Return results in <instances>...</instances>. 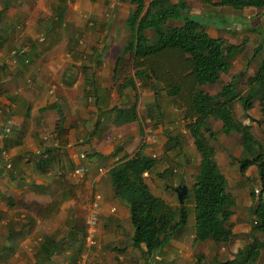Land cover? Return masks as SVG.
<instances>
[{
    "label": "crops",
    "instance_id": "obj_1",
    "mask_svg": "<svg viewBox=\"0 0 264 264\" xmlns=\"http://www.w3.org/2000/svg\"><path fill=\"white\" fill-rule=\"evenodd\" d=\"M6 2L0 4V264H79L76 250L84 243L78 225L84 221L79 215L94 201L100 205L98 246L93 252L95 247L86 246L83 264L89 255L92 264L131 263L129 255L122 257L138 250L132 241L131 210L116 193L110 170L138 152L152 157L167 152L166 145L176 136L165 130L178 131L181 125L175 115L178 106L164 99L166 91L158 93L139 81L135 88L121 92L112 86L132 3L9 0L5 9ZM108 6H121L124 13L110 15ZM106 25L108 31L104 30ZM85 42L89 45L87 54ZM100 53L101 59H97ZM128 75L133 76L134 71ZM136 104L139 119L118 124L116 110ZM141 105L144 114L140 113ZM155 105L163 112L159 125L150 118L157 116ZM185 141H179L180 147H188V156H197L200 164L194 138L189 145ZM235 163L236 191L233 195L228 192L234 203L231 223L237 221V228L247 230L244 221L247 216L251 222L253 204L241 196L248 194L249 173L255 167L240 178L239 164ZM155 172L148 173L149 177ZM223 173L231 187L230 177ZM238 195L240 200L235 198ZM47 239L58 241L60 249L51 259L43 260L46 253L42 246ZM62 240L67 243L64 247ZM74 240L79 242L73 249ZM185 248L177 237L157 260L160 264H182V257L192 256ZM263 252L257 264H264ZM140 258L133 264L142 263Z\"/></svg>",
    "mask_w": 264,
    "mask_h": 264
},
{
    "label": "trees",
    "instance_id": "obj_2",
    "mask_svg": "<svg viewBox=\"0 0 264 264\" xmlns=\"http://www.w3.org/2000/svg\"><path fill=\"white\" fill-rule=\"evenodd\" d=\"M200 1L211 7H230L237 12L247 8L264 9V0ZM131 3L132 9L126 20L128 42L115 61L112 86L121 92L128 87L135 88L139 81L158 93L165 90L168 98L183 110L187 130L194 138L201 158L193 184L195 245L208 241L221 245L238 236L231 223L234 203L228 193L227 178L218 165L217 150L211 143V140H217V134L209 121L212 118L220 121L225 135H240L241 156H229L239 164L242 176L250 167H257L261 182L258 195L251 191V198L257 201L250 212L251 232L248 236L252 241L240 251L237 259L215 264H257L264 249V241L259 238V235L264 237V147L255 138L251 126L237 120L234 104L239 101L244 110L249 111L258 101L264 115V58L258 63L255 74L248 78L247 93L239 92V78L234 76L231 82L220 86L219 92L209 94L202 87L218 85L222 74L230 72L233 55L241 48L201 31V24L191 18L187 0L176 3L172 0H150L149 3L132 0ZM8 7L9 0L5 9ZM148 32L153 33L152 38ZM262 49L259 45L254 50L255 58ZM130 68L134 70L133 76L128 75ZM155 106L153 110L159 112L157 118L161 119L162 109L160 105ZM150 118L157 122L152 115ZM138 119L137 104L127 110H116L118 124ZM179 146L176 137L170 138L166 151ZM156 158L138 152L110 170L114 189L130 206L133 246L142 253L143 262L139 264H154L188 225L186 198L183 205L174 208L155 195L145 180V173L152 174L156 170L159 163ZM171 172L170 168L165 169L160 177L164 179ZM82 230L84 234L85 229ZM78 242L74 240L73 249ZM59 249L58 241L47 239L42 246L46 253L43 260L51 259ZM190 264H206L205 256L195 253Z\"/></svg>",
    "mask_w": 264,
    "mask_h": 264
},
{
    "label": "rangeland",
    "instance_id": "obj_3",
    "mask_svg": "<svg viewBox=\"0 0 264 264\" xmlns=\"http://www.w3.org/2000/svg\"><path fill=\"white\" fill-rule=\"evenodd\" d=\"M126 1L131 6V3L128 2L131 0H126ZM177 1L178 0H172V2L174 3H176ZM147 2L149 3L150 0H147ZM1 3L2 0H0V4ZM187 3L189 4V7L191 9L190 12L191 18H193L194 20L198 21L201 24V29H200L201 31L207 32L212 37H215L216 35L223 36L224 37L223 40L225 41V43L227 44L233 43L232 45H237L241 48L239 52L233 55L231 70L229 73L223 74V80L221 79V82L216 86H203L202 87L203 90H205L209 94H215L220 91L221 88L220 86L223 85L225 81L229 82L231 79H233L234 76H237L239 78V83H238L239 92L241 94L247 93L248 78L255 74L258 63L264 58V9L255 10V9L247 8L241 12H237L230 7H211L200 0H187ZM16 6L20 7L18 1L16 2ZM118 8L119 9H114L111 6H108L107 13L110 15L114 14L115 12L124 13L121 6H119ZM130 8H132V6ZM128 13L129 12L126 10V15H128ZM174 24L180 25V23H174ZM104 30L108 31L107 25H106V29L104 28ZM147 34L150 38L153 37L152 32H148ZM244 41L245 44H243ZM127 42H128V32L126 31V40L124 41L122 46L124 47ZM29 44L30 42L27 45ZM107 45L108 47L111 46V44L109 45V43H107ZM259 45H261L263 49L262 52L259 54V56L255 58L254 50L257 47H259ZM88 46L89 45L87 44V42L83 43V47L85 49L84 54H87ZM96 57L97 59H101L97 55ZM128 73H132L131 68L128 70ZM143 93L144 90L143 87H141L140 94ZM167 98L168 96L165 97L164 99ZM165 103L167 105V102ZM176 108H177V112L175 115H177L178 117V122L181 123L180 130L176 131V130L167 129L165 130V132L170 133L172 137L176 136L177 140L179 141L185 139L186 145H189L190 143H192V136H190L189 131H187L186 122L184 120V112L180 107H176ZM144 112L145 110L142 108L141 105L140 113L144 114ZM234 113L237 120L251 126V130L255 135V138L264 147V115L261 114L260 112L258 101H255L254 107L249 111L244 110L243 104L241 102L239 101L235 102ZM156 115H158V112ZM158 118L156 116L155 119L157 120V122H159L158 123L159 125L161 119ZM209 125L217 134V140H211L212 145L217 150L216 160L222 172H225L231 179L232 186L231 187L228 186V192H230L233 195L234 192L236 191L235 176L237 177V169L233 171L234 168L233 165L236 164L235 163L236 161L233 160L229 155L231 154L235 158L241 156L242 145H241L240 135L236 133H233L231 135H225L222 132L221 122L213 118L210 119ZM154 127H156V125H154ZM182 130H186L187 134L186 133L184 134ZM206 136H208V134H206ZM153 141H155L154 137H153ZM155 142H150V143H155ZM179 148L181 147L179 146L177 148H173L167 152H164L160 156L157 155L156 159L159 160V163L156 168V172L154 173L155 175L153 174V177H149V175H147L145 176V178L147 179V182L149 183L152 192L155 195L162 197L169 205H171L174 208H177L179 205L178 195L175 191V188H177L180 185L187 186L188 188L189 193L186 196V206L189 211L188 225L185 231H183V233L178 235L177 237L180 238L182 245L186 246L185 249H187L189 255H191L190 253H192V256L182 257L181 263L190 264V262L193 261L194 259L195 253L203 254L205 256L206 264H215L217 262H224V261H228L230 258L231 259L229 261H232L233 259L234 260L237 259L238 255L240 254V251L242 249L243 250L246 249L247 245L250 244V242L252 241L251 238L248 236L249 233L251 232V230H249L251 226V222L248 221L247 216L244 222H246L245 227L246 228L249 227L247 229L248 231L244 230L243 227L237 228V221H234L233 223L234 231L238 236L233 241L221 245H217L212 241H208L206 243H202L199 245H195L193 243V236L195 234V209H194L195 197L193 192L194 191L193 184L195 182V176L197 175L199 170V164H198L199 161L198 158H196L197 156L195 157L188 156V152H187L189 151L188 147L186 148L183 145L181 150ZM184 153H186V156ZM227 163H230V165H228ZM164 167L166 169L170 168L172 172L169 173L166 178L162 179L160 177V174L163 172V169H165ZM256 168L257 167L252 168L253 172L251 171L249 173L250 183L248 186L249 187L248 194L241 196L242 198H247L248 200H250L253 206L257 201L255 202L251 198V191L252 190L255 191V193L258 195L261 189L260 187L261 182L259 183L260 178L258 176L259 174L258 171H256ZM240 178H243V176L240 175ZM241 197L240 195H238V198L237 197L235 198L237 200H240ZM91 198L92 196H89L88 200L90 201ZM88 206L89 207H86L85 210H82L80 212L79 216L84 221V224H82V222L78 224L80 229L81 228L85 229L86 227V221L89 215L90 204H88ZM259 238L260 240L264 241L263 236L259 235ZM64 240H62L63 247L66 246L67 244ZM97 246L93 249L91 248L92 249L91 252L95 251L97 249ZM77 247H78V249L76 250L77 255L75 256L74 254V256L77 257L79 262L83 264V260H84L83 256L87 248L85 246V243H82V246H77ZM66 249L67 251H69L68 248ZM133 251H134L133 254L130 255V251H129L128 252L129 254L125 253L122 257L123 258L128 257L129 255V258L131 257L132 261H135L136 257L138 258L141 257V251L134 249ZM170 252L173 251L170 250L169 254ZM175 254L177 255V257L180 256L179 255L180 251H176ZM263 257H264V252H263ZM91 258L92 256L89 255V259L87 260L86 264H92L90 263L92 262ZM139 260H142V257ZM132 261L131 263L126 261L125 264H133ZM154 263L160 264L158 260H155ZM137 264H139V262Z\"/></svg>",
    "mask_w": 264,
    "mask_h": 264
},
{
    "label": "built area",
    "instance_id": "obj_4",
    "mask_svg": "<svg viewBox=\"0 0 264 264\" xmlns=\"http://www.w3.org/2000/svg\"><path fill=\"white\" fill-rule=\"evenodd\" d=\"M24 51V50H23ZM3 156H6V153H2ZM156 157V156H153ZM11 167L10 164L7 165ZM102 172V170H100ZM78 173H83V170H78ZM148 173H145L147 176ZM99 203L98 201L92 202L89 210V215L86 221L85 233H84V243L85 246L89 248L96 247L98 244V235H99Z\"/></svg>",
    "mask_w": 264,
    "mask_h": 264
},
{
    "label": "water",
    "instance_id": "obj_5",
    "mask_svg": "<svg viewBox=\"0 0 264 264\" xmlns=\"http://www.w3.org/2000/svg\"><path fill=\"white\" fill-rule=\"evenodd\" d=\"M175 191L178 195L179 204L183 205L185 203V198L189 193L187 186L180 185L175 188ZM116 193L118 194V191Z\"/></svg>",
    "mask_w": 264,
    "mask_h": 264
}]
</instances>
